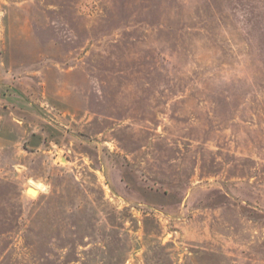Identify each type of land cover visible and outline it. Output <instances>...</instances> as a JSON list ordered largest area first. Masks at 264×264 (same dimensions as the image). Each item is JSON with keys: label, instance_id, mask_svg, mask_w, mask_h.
<instances>
[{"label": "rangeland", "instance_id": "rangeland-1", "mask_svg": "<svg viewBox=\"0 0 264 264\" xmlns=\"http://www.w3.org/2000/svg\"><path fill=\"white\" fill-rule=\"evenodd\" d=\"M0 264H264V0H0Z\"/></svg>", "mask_w": 264, "mask_h": 264}]
</instances>
